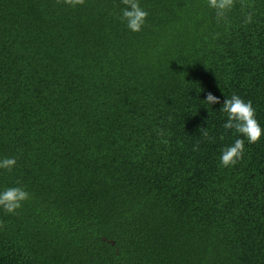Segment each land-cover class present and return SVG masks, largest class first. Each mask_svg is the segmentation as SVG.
Returning <instances> with one entry per match:
<instances>
[{"label":"trees","instance_id":"1","mask_svg":"<svg viewBox=\"0 0 264 264\" xmlns=\"http://www.w3.org/2000/svg\"><path fill=\"white\" fill-rule=\"evenodd\" d=\"M141 5L133 33L121 0H0V190L32 194L0 210V264H264V139L221 167L242 137L204 101L264 126V0L220 23L206 0Z\"/></svg>","mask_w":264,"mask_h":264},{"label":"clouds","instance_id":"2","mask_svg":"<svg viewBox=\"0 0 264 264\" xmlns=\"http://www.w3.org/2000/svg\"><path fill=\"white\" fill-rule=\"evenodd\" d=\"M70 6H77L84 3V0H65ZM124 7L121 9L119 20L126 28L133 33H139L146 25L149 13L142 7L141 0H121ZM207 7L215 14L218 23L227 22L229 13L236 7V0H206ZM240 7L244 10V23L249 24L253 20V15L247 11L248 5L241 2ZM208 105L221 104L220 110L226 116V122L223 124L225 131H232L238 138L225 146L220 154V166L223 168L234 167L243 159L247 144H256L264 139V126L257 119L256 110L251 101H245L239 95L233 94L231 98L225 97L223 102L221 98L209 92L204 100ZM202 134L207 137L208 131L202 130ZM158 135L161 142L167 144L163 139L165 133L160 131ZM224 136H221V140ZM17 165L14 157L0 158V170L11 172ZM32 198V194L23 186L8 187L0 190V210L7 214H16L25 202Z\"/></svg>","mask_w":264,"mask_h":264},{"label":"water","instance_id":"3","mask_svg":"<svg viewBox=\"0 0 264 264\" xmlns=\"http://www.w3.org/2000/svg\"><path fill=\"white\" fill-rule=\"evenodd\" d=\"M114 244V243H113Z\"/></svg>","mask_w":264,"mask_h":264}]
</instances>
